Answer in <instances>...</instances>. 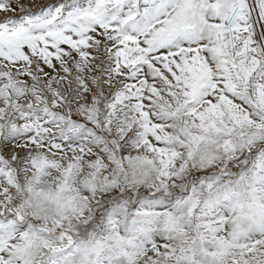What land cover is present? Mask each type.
I'll list each match as a JSON object with an SVG mask.
<instances>
[{
	"label": "snow or ice",
	"instance_id": "snow-or-ice-1",
	"mask_svg": "<svg viewBox=\"0 0 264 264\" xmlns=\"http://www.w3.org/2000/svg\"><path fill=\"white\" fill-rule=\"evenodd\" d=\"M0 264H264V0H0Z\"/></svg>",
	"mask_w": 264,
	"mask_h": 264
}]
</instances>
